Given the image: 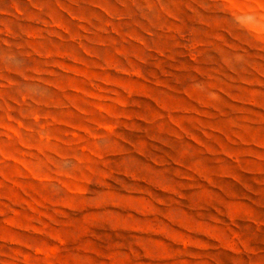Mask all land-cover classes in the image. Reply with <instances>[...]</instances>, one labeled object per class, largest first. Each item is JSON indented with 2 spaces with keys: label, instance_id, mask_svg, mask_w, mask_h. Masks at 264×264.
Returning a JSON list of instances; mask_svg holds the SVG:
<instances>
[{
  "label": "rangeland",
  "instance_id": "obj_1",
  "mask_svg": "<svg viewBox=\"0 0 264 264\" xmlns=\"http://www.w3.org/2000/svg\"><path fill=\"white\" fill-rule=\"evenodd\" d=\"M0 264H264V0H0Z\"/></svg>",
  "mask_w": 264,
  "mask_h": 264
}]
</instances>
